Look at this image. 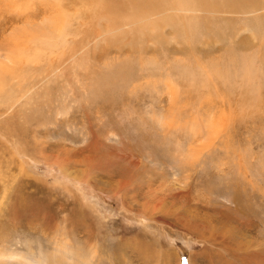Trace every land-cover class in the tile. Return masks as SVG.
Wrapping results in <instances>:
<instances>
[{
    "label": "rangeland",
    "instance_id": "obj_1",
    "mask_svg": "<svg viewBox=\"0 0 264 264\" xmlns=\"http://www.w3.org/2000/svg\"><path fill=\"white\" fill-rule=\"evenodd\" d=\"M109 1L0 0V264H264V0Z\"/></svg>",
    "mask_w": 264,
    "mask_h": 264
},
{
    "label": "bare ground",
    "instance_id": "obj_2",
    "mask_svg": "<svg viewBox=\"0 0 264 264\" xmlns=\"http://www.w3.org/2000/svg\"><path fill=\"white\" fill-rule=\"evenodd\" d=\"M143 1H145V0H143ZM210 2V0H171V1H169L171 4H174V5H176V7L175 8H178V9H190L189 8V6L190 5H193L194 3L193 2H198V3H202V2H205V3H207V2ZM216 1V0H215ZM226 1V0H225ZM240 1V0H239ZM242 1V0H241ZM131 2L136 6V7H138V8H136V10H138L139 9V11L140 12H142L141 11V9L139 8L141 5H140V0H131ZM139 2V3H138ZM168 2V3H169ZM217 2V1H216ZM230 2V1H229ZM228 2V3H229ZM236 2H238V0L236 1ZM193 3V4H192ZM211 3H212V1H211ZM214 3V2H213ZM232 3V2H231ZM126 4V3H125ZM132 4V5H133ZM166 4H167V2H165V0H149V5L147 6V7H145V9H143V14H141V15H138V14H140V13H136L135 15H138L137 17H140L139 19H142L143 17H146L147 15H151L154 11L157 13V11H159V9H161V5L162 6H166ZM208 4H210V3H208ZM236 4V3H235ZM237 4H239V3H237ZM123 6V5H122ZM164 6V7H165ZM208 6V5H207ZM104 7L108 10V11H110L111 13H115V15H119L120 13H121V10H120V5H117V4H115L114 2H112V1H109V0H107V2L105 3V5H104ZM190 7H192V6H190ZM206 7V6H205ZM213 9H214V7H213ZM124 10H125V8H124ZM160 12V11H159ZM135 17V16H134ZM114 18V20H110V25H112V26H110V27H113V26H119V25H122V22L120 21V20H118L117 18H116V16L115 17H113ZM116 18V19H115ZM130 18V17H129ZM122 20V19H121ZM131 20V19H130ZM130 20H126V21H130ZM123 22H125L124 20H123ZM126 23V22H125ZM124 24V23H123ZM229 245V244H228ZM230 247V246H229ZM246 252V251H245ZM241 257V256H240ZM242 258H243V256H242ZM243 260V259H242Z\"/></svg>",
    "mask_w": 264,
    "mask_h": 264
}]
</instances>
